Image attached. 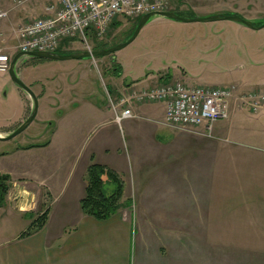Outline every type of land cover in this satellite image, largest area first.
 Instances as JSON below:
<instances>
[{
	"label": "crops",
	"instance_id": "0c3cea01",
	"mask_svg": "<svg viewBox=\"0 0 264 264\" xmlns=\"http://www.w3.org/2000/svg\"><path fill=\"white\" fill-rule=\"evenodd\" d=\"M197 31L220 34L218 29ZM118 65L121 74L111 78L105 95L173 80L224 86L202 84V75L188 74L176 61L179 70L165 65V72L157 75L148 65L137 77L127 76L123 64ZM103 100L83 105L97 113V126H121L115 117H106L112 110ZM134 112L128 159L118 153L107 156L115 149L110 131L94 139L104 154L96 164L114 171L124 183L118 212L106 220L83 213L87 164L59 196L50 191L51 206L41 230L24 237L0 232V264H264V112L232 106L229 118L216 123L211 136L203 134L204 128L189 132L167 126L165 103L137 105ZM143 118L150 123H139ZM131 159L129 175L126 161ZM55 202L63 211L59 219Z\"/></svg>",
	"mask_w": 264,
	"mask_h": 264
},
{
	"label": "rangeland",
	"instance_id": "374dc122",
	"mask_svg": "<svg viewBox=\"0 0 264 264\" xmlns=\"http://www.w3.org/2000/svg\"><path fill=\"white\" fill-rule=\"evenodd\" d=\"M51 2L26 0L18 4L0 0V10L8 11V17L0 22V50L13 59L22 28L43 16L36 12L41 13ZM171 3L174 12L197 16L196 13L220 9L217 15H238L257 26L264 25V0H171ZM207 16L211 15H199ZM138 21L118 17L102 38L96 42L88 40L93 47L91 51H97L94 50L96 45L100 50L109 49L128 40L135 33ZM208 28L218 29L220 34L197 31ZM209 49L214 51L206 56ZM80 51L89 50L74 41L68 42L65 51L58 53ZM175 61L188 74L202 75V84L236 85L244 91L264 90V28L250 30L229 20L188 24L154 16L132 43L109 56L64 61L21 59L16 73L38 97L39 109L36 119L24 132L9 141L0 140V183L5 190L3 197L0 192V232L5 230L4 236L9 237L24 233L31 225L30 220L34 221L50 208V191L59 196L87 164L102 162L104 154L94 141L100 132L110 131L114 140L115 149L110 148L107 156L118 153L128 159L129 130L134 129V119L124 120L121 126L113 122L97 126L96 112L91 111L89 105H83L92 101L97 104L99 99L105 98L101 103L111 109L105 89L110 86L111 78L121 74L116 71L120 67L118 62L125 67L127 76L137 77L146 73L144 67L148 65L157 75L165 72V65L179 70L173 65ZM123 90L116 89L114 96ZM88 92H95L96 96ZM32 109L33 101L27 93L9 74L0 73V137L15 131ZM106 117L115 116L111 112L106 113ZM139 121L150 123L145 118ZM93 129L94 133H90ZM30 145L43 147L25 149ZM94 153H97L95 160ZM131 163L132 159L129 163L126 161L129 175L134 169ZM124 178L127 181V177ZM105 190L110 194L113 186L107 184ZM56 203L54 213L59 219L63 211L56 208Z\"/></svg>",
	"mask_w": 264,
	"mask_h": 264
},
{
	"label": "built area",
	"instance_id": "2783aa9c",
	"mask_svg": "<svg viewBox=\"0 0 264 264\" xmlns=\"http://www.w3.org/2000/svg\"><path fill=\"white\" fill-rule=\"evenodd\" d=\"M23 4L26 0H11ZM171 0H57L45 7L44 15L26 24L20 33L17 52L56 53L69 42L102 38L118 17L138 20L144 15L172 11ZM8 11L0 10V22ZM12 57L0 50V73H8ZM115 121L136 117L137 105L165 103V124L183 131L211 136L213 127L229 118L233 107L251 113L264 112V90L244 91L232 86L189 85L173 80L149 89L126 87L118 94L107 92Z\"/></svg>",
	"mask_w": 264,
	"mask_h": 264
},
{
	"label": "water",
	"instance_id": "95a60500",
	"mask_svg": "<svg viewBox=\"0 0 264 264\" xmlns=\"http://www.w3.org/2000/svg\"><path fill=\"white\" fill-rule=\"evenodd\" d=\"M154 16H160L164 17L167 19H172V20H179L184 23H191V22H200V23H211V22H216V21H223V20H229L232 22L236 23H241L245 25L247 28L252 29V30H261L264 28V25L262 26H257L251 21L245 20L241 18L238 15H231V16H226V15H220V14H215L207 17H199V16H194V17H183L179 15L177 12L174 11H168L164 13H152V14H147L142 16L139 21L138 25L136 28L135 33L133 34L132 37H130L128 40L113 46L109 49H103V50H97V51H80V52H75V53H70V54H59V53H47V52H30V53H18L16 54L11 62L10 66V71H9V76L11 80L22 90H24L32 99L33 101V109L29 117L26 119V121L16 130L14 131L11 135L7 137H0L1 141H8L12 138H15L17 135L22 133L25 129H27L30 124L36 119L37 114H38V109H39V103L37 96L33 92V90L28 87L17 75L16 73V65L17 63L23 59V58H36L40 60H58V61H64V60H82V59H92V58H98V57H104V56H109L112 55L126 46H128L130 43H132L142 28L148 23V21L154 17Z\"/></svg>",
	"mask_w": 264,
	"mask_h": 264
},
{
	"label": "trees",
	"instance_id": "16d2710c",
	"mask_svg": "<svg viewBox=\"0 0 264 264\" xmlns=\"http://www.w3.org/2000/svg\"><path fill=\"white\" fill-rule=\"evenodd\" d=\"M177 13L187 18L195 16V14L188 12L177 11ZM113 23L115 24L116 21ZM93 41L96 42L97 40L93 39ZM100 48L101 47H99L98 45L94 46V50H100ZM63 54L70 53L65 52ZM116 71L118 74H120L121 68H117ZM33 147L35 146H29L26 147V149ZM107 184H111L113 186V190L110 194H107L105 190ZM123 194L124 183L119 175L103 165L96 163L91 164L88 167L86 173V192L84 198L80 203L81 209L84 214L91 216L97 220L109 219L120 209L122 205L121 199L123 197ZM48 214L49 209L47 208L40 217H38L31 223L30 227L24 233H22L21 236H29L41 230L47 221Z\"/></svg>",
	"mask_w": 264,
	"mask_h": 264
},
{
	"label": "flooded vegetation",
	"instance_id": "af4514ba",
	"mask_svg": "<svg viewBox=\"0 0 264 264\" xmlns=\"http://www.w3.org/2000/svg\"><path fill=\"white\" fill-rule=\"evenodd\" d=\"M9 71H10V70H9ZM9 71H8V73H4V74H9ZM9 77H10V76H9ZM10 79H11V78H10ZM27 95H28V94H27ZM35 95H36V94H35ZM28 96H29V95H28ZM29 97H30V96H29ZM30 98H31V97H30ZM37 99H38V97H37ZM38 103H39V99H38ZM31 112H32V111H31ZM37 115H38V114H37ZM32 123H33V122H32ZM32 123H31V124H32ZM31 124H30V125H31ZM21 125H22V124H21ZM21 125H20V126H21ZM20 126H19V127H20ZM19 127H18V128H19ZM18 128H17V129H18ZM17 129H16V130H17ZM16 130H15V131H16ZM25 130H26V129H25ZM25 130H24V131H25ZM24 131H23V132H24ZM13 132H14V131H13ZM13 132H12V133H13ZM12 133H11V134H12ZM11 134H10V135H11ZM20 134H21V133H20ZM8 136H9V135H8ZM17 136H18V135H17ZM17 136H16V137H17ZM16 137H15V138H16ZM10 140H11V139H10ZM8 141H9V140H8ZM30 146L43 147V146H41V145H30ZM35 147H33V148H35ZM25 149H26V147H25ZM31 149H32V148H30V150H31ZM1 187H2V186H1V183H0L1 197H3V193H4L5 190H2V189H4V188L1 189ZM1 197H0V201H1Z\"/></svg>",
	"mask_w": 264,
	"mask_h": 264
}]
</instances>
